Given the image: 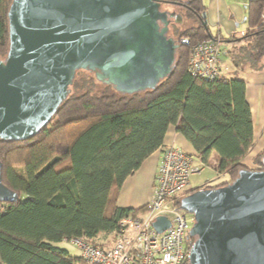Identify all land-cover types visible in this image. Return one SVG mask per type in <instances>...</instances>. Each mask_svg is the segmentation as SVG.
<instances>
[{
    "label": "trees",
    "instance_id": "1",
    "mask_svg": "<svg viewBox=\"0 0 264 264\" xmlns=\"http://www.w3.org/2000/svg\"><path fill=\"white\" fill-rule=\"evenodd\" d=\"M160 1L175 5L190 25H172L179 42L175 66L155 88L121 93L80 69L67 98L37 134L0 139L2 182L18 194L16 201L0 202V264H88L58 243L79 236L108 245L102 237L115 235L122 218L144 212L146 204L123 207L117 197L124 180L163 144L170 126L202 165L216 154L213 169L227 176L217 186L245 167L253 127L242 73L264 67V0H248L243 33L218 40L231 44L230 65L214 79L188 71V45L181 41L216 38L202 24V0ZM10 2L0 0L1 57L8 47ZM263 154L264 148L253 157L258 169H264ZM197 189L188 186L185 193ZM181 196L174 199L177 207Z\"/></svg>",
    "mask_w": 264,
    "mask_h": 264
},
{
    "label": "water",
    "instance_id": "2",
    "mask_svg": "<svg viewBox=\"0 0 264 264\" xmlns=\"http://www.w3.org/2000/svg\"><path fill=\"white\" fill-rule=\"evenodd\" d=\"M163 5L11 0L8 47L0 56V139L37 134L67 98L80 69L121 93L155 88L175 66L179 42L171 30L183 20ZM1 168L0 161V202L16 201ZM179 207L194 216L189 264H264V169L243 167L229 183L181 196ZM152 225L161 232L170 222L158 216Z\"/></svg>",
    "mask_w": 264,
    "mask_h": 264
},
{
    "label": "built area",
    "instance_id": "3",
    "mask_svg": "<svg viewBox=\"0 0 264 264\" xmlns=\"http://www.w3.org/2000/svg\"><path fill=\"white\" fill-rule=\"evenodd\" d=\"M188 45V71L201 78L214 79L228 72L222 63L220 42L207 38ZM194 153L179 146H168L162 151L152 185V197L144 212L136 217L120 220L115 238L109 245L93 244L73 236L63 238L78 250L88 264H189L188 254L193 239L188 236L194 216L177 207L174 199L189 186L190 176L199 173L202 165L194 162ZM197 158V157H196ZM158 216H165L170 225L157 232L152 223Z\"/></svg>",
    "mask_w": 264,
    "mask_h": 264
},
{
    "label": "crops",
    "instance_id": "4",
    "mask_svg": "<svg viewBox=\"0 0 264 264\" xmlns=\"http://www.w3.org/2000/svg\"><path fill=\"white\" fill-rule=\"evenodd\" d=\"M202 4L204 5L203 18L209 32L217 40L231 35L238 36L247 29L248 0H202ZM230 46L229 42H220L222 63L226 66L230 65L226 56ZM242 76L245 81V96L252 116L253 146L247 153L249 159H252L264 148V67L257 71L247 70L242 73ZM171 145L194 153L192 145L180 133L176 132L174 126H170L165 134L163 144L122 183L117 197L118 205L138 208L149 201L152 197V185L162 151ZM105 237L103 236L102 240L108 242ZM113 237L115 238V235ZM111 243L109 242V244Z\"/></svg>",
    "mask_w": 264,
    "mask_h": 264
},
{
    "label": "rangeland",
    "instance_id": "5",
    "mask_svg": "<svg viewBox=\"0 0 264 264\" xmlns=\"http://www.w3.org/2000/svg\"><path fill=\"white\" fill-rule=\"evenodd\" d=\"M163 7L168 8L170 10H177L175 8V5H172V4H164ZM176 25H179L182 28H184V27L189 26L190 22L182 20V22L177 23ZM215 155H216L215 153L212 154L210 165H199V167L201 168V171L199 173H195L190 176V183H189L190 189L198 188V187L206 188L208 186L215 187L218 184H221L227 180V176L223 174H217L215 173L213 169L216 164V160H217ZM194 162L198 163V159L196 157H194ZM242 162H243V165H245V167L247 168L258 169V166L253 162V158L249 159L247 155L243 158ZM113 236H114L113 234L106 235L108 242L110 243L112 242L114 238ZM58 245L68 249V251L72 255H78V250L74 246H72L69 242L61 241L60 243H58Z\"/></svg>",
    "mask_w": 264,
    "mask_h": 264
},
{
    "label": "flooded vegetation",
    "instance_id": "6",
    "mask_svg": "<svg viewBox=\"0 0 264 264\" xmlns=\"http://www.w3.org/2000/svg\"><path fill=\"white\" fill-rule=\"evenodd\" d=\"M186 192V189L182 192V196L185 195V194H188V193H185Z\"/></svg>",
    "mask_w": 264,
    "mask_h": 264
}]
</instances>
